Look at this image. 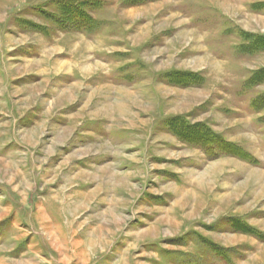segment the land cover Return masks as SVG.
<instances>
[{
	"label": "rangeland",
	"instance_id": "1",
	"mask_svg": "<svg viewBox=\"0 0 264 264\" xmlns=\"http://www.w3.org/2000/svg\"><path fill=\"white\" fill-rule=\"evenodd\" d=\"M0 264H264V0H0Z\"/></svg>",
	"mask_w": 264,
	"mask_h": 264
}]
</instances>
